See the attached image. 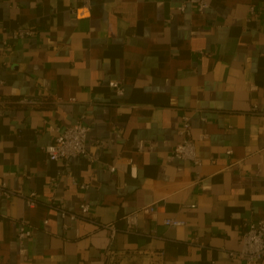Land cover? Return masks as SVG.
I'll return each mask as SVG.
<instances>
[{"label":"crops","instance_id":"crops-1","mask_svg":"<svg viewBox=\"0 0 264 264\" xmlns=\"http://www.w3.org/2000/svg\"><path fill=\"white\" fill-rule=\"evenodd\" d=\"M184 1L0 0V177L21 191L0 198V264H241L231 252L264 218V0ZM184 114L199 165L173 152ZM79 120L94 158L51 160ZM82 203L84 220L56 207Z\"/></svg>","mask_w":264,"mask_h":264},{"label":"built area","instance_id":"built-area-1","mask_svg":"<svg viewBox=\"0 0 264 264\" xmlns=\"http://www.w3.org/2000/svg\"><path fill=\"white\" fill-rule=\"evenodd\" d=\"M89 3V0H86ZM190 6L195 8L200 13H205L210 8L209 0H185L180 6L181 11H185ZM33 28L19 27L13 31L16 39L26 38L34 35ZM110 85L116 89L118 94L124 93V85L119 80L111 81ZM10 100L0 99V116L4 115V107H7ZM20 105H36L39 101L32 97H23L17 101ZM191 117L187 114L182 116V125L180 133L182 136L181 141L174 148V154L183 159L192 161L195 165H199L201 160L197 156L195 142L191 136ZM58 134L55 140L44 147V151L51 160H64L69 161L71 158L83 157L92 160L93 151L89 148L87 143L88 125L79 120L76 123L69 125L63 129L57 128ZM115 169V166L112 167ZM132 174L137 175L136 169H132ZM21 191L11 189L8 182L0 177V198L11 197L20 194ZM27 202L30 207L37 205L38 197L36 192H31L26 196ZM52 207L55 205H51ZM63 216L69 215L75 220H84L88 217L90 204L82 203L79 211H68L67 209L59 208L56 206ZM159 204H149L143 206L141 209L131 212L125 216L126 231H136L138 226L139 214L143 213L153 219H157L159 211ZM90 218V217H89ZM95 221V220H92ZM47 223V221H45ZM164 224L168 226H184L186 221L174 217L164 219ZM111 230V239L116 235L117 229L114 224L105 225ZM32 231L25 225L20 227L18 231V239L22 240L27 235H31ZM231 255L240 259L241 264H264V218L257 221L248 223L241 236V248L237 251H232Z\"/></svg>","mask_w":264,"mask_h":264}]
</instances>
